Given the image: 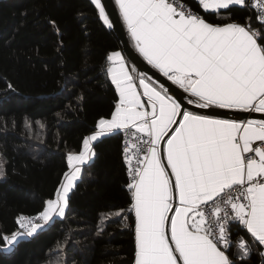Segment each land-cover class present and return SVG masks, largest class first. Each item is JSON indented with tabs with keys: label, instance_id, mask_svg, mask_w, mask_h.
I'll use <instances>...</instances> for the list:
<instances>
[{
	"label": "snow or ice",
	"instance_id": "1",
	"mask_svg": "<svg viewBox=\"0 0 264 264\" xmlns=\"http://www.w3.org/2000/svg\"><path fill=\"white\" fill-rule=\"evenodd\" d=\"M92 2L111 29L108 0ZM245 3L199 0L203 10L227 21L210 23L177 0H115L135 49L182 92L170 93L147 73L134 74L119 51L108 55L118 103L83 140V151L67 156L69 171L36 219L65 215L79 165L95 155L91 142L123 131L136 149L127 184L134 264H236L254 249L264 260V118L243 115L264 113V36L219 15ZM248 6L264 27V0H248ZM126 161L131 165L132 158ZM230 225L252 238L250 245L241 237L239 252L231 255ZM19 227L23 231L0 235V241L14 246L41 225L21 216Z\"/></svg>",
	"mask_w": 264,
	"mask_h": 264
},
{
	"label": "trees",
	"instance_id": "2",
	"mask_svg": "<svg viewBox=\"0 0 264 264\" xmlns=\"http://www.w3.org/2000/svg\"><path fill=\"white\" fill-rule=\"evenodd\" d=\"M181 1L209 22H227L199 0ZM219 15L263 30L247 4ZM118 49L119 36L92 0H0V235L21 231V215L42 211L69 171L67 156L81 152L99 120L110 118L119 93L106 72L107 56ZM92 149L65 215H54L14 246L0 241V264H134L121 132L99 137ZM229 231L230 255L239 237L252 244L245 231L234 225ZM236 264L264 260L254 249Z\"/></svg>",
	"mask_w": 264,
	"mask_h": 264
},
{
	"label": "water",
	"instance_id": "3",
	"mask_svg": "<svg viewBox=\"0 0 264 264\" xmlns=\"http://www.w3.org/2000/svg\"><path fill=\"white\" fill-rule=\"evenodd\" d=\"M104 2V0H102ZM106 12L109 14V18L113 24V29L119 36L122 44V50L125 52L127 57L134 63L137 69L143 73H147L153 79H155L159 83H163L165 87L169 88L170 93H175L179 96L182 90L178 89L177 86L172 85L170 81H167L162 74H160L156 69L152 68L151 65L147 64V61L143 59V57L139 54V52L134 48L131 44L129 37L127 35V31L124 27V24L121 20L117 5L115 4V0H108L106 5ZM187 96V94H184ZM186 103V101H185ZM194 111H207L196 109L194 106H189ZM218 112H226L228 114H232L231 110H217ZM248 116L250 119H261L264 118V113H254L251 115L243 114Z\"/></svg>",
	"mask_w": 264,
	"mask_h": 264
},
{
	"label": "built area",
	"instance_id": "4",
	"mask_svg": "<svg viewBox=\"0 0 264 264\" xmlns=\"http://www.w3.org/2000/svg\"><path fill=\"white\" fill-rule=\"evenodd\" d=\"M177 3H178V4H182V5L185 7V9H190L193 13L200 15V13H199L198 11H196V10H195V9L189 4V3L184 2V1H181V0H177ZM246 3H247V5H248V0H246ZM250 8H251V9L254 11V13L256 14L257 9H254V8H252V7H250ZM200 16H201V15H200ZM260 26H261V25H260ZM261 28H262L263 30H260V29H258V28H254V29H258V30H260V34H261V36H264V27L261 26ZM258 42H259V39H258ZM121 137H122V152H123V158H124V160H125L126 167H127V172H128V175H129L130 168H131V167H135V165H136V158H135V155H134V153L136 152V149L133 147L134 138H132V137L126 135L125 133H123V131H121ZM258 143H259V142H257V144H258ZM126 147L129 149V151H128L127 153L124 152V149H125ZM141 155H142V153H141ZM126 156H130V157L132 158V163H131V165H129V164L127 163V161H126ZM129 178L131 179L130 175H129ZM38 213H39V212L34 213V214H23V215H21V216L28 217V218H32L34 223L41 224L42 226L45 225V224H47L49 221H47V222H43V221H41V220H39V219H36ZM21 216H20V217H21ZM20 217H19V218H20ZM52 217H53V216H52ZM52 217H51V218H52ZM51 218H50V219H51ZM50 219H49V220H50ZM18 222H19V219H18ZM229 227H230V226H229ZM21 231H23V229H21ZM229 238H230V240H231V242H232V244H233V237H232V234L230 233V231H229ZM240 238H241V237H239V238L237 239V243H238V241H239ZM244 240H245V239H244ZM245 241H246V240H245ZM236 252H239V249H238L237 247H236Z\"/></svg>",
	"mask_w": 264,
	"mask_h": 264
},
{
	"label": "crops",
	"instance_id": "5",
	"mask_svg": "<svg viewBox=\"0 0 264 264\" xmlns=\"http://www.w3.org/2000/svg\"><path fill=\"white\" fill-rule=\"evenodd\" d=\"M245 4H247V3H245ZM117 8H118V6H117ZM118 11H119V8H118ZM120 14V13H119ZM121 17V16H120ZM110 19V18H109ZM121 20H122V22H123V24H124V21H123V19H122V17H121ZM209 22V21H208ZM210 23H212V22H210ZM236 23H239V22H236ZM239 24H241V25H249V23H246V24H243V23H239ZM124 27H125V29H126V31H127V35H128V37H129V40H130V42H131V44L134 46V42L132 41V39H131V37H130V35H129V33H128V30H127V27H126V25L124 24ZM134 48H135V46H134ZM114 51H119L120 53H121V55L125 58V62H126V64L129 66V69L131 70V68H135V70H136V72L134 73V74H136V73H143V72H141V71H139V70H137L136 68L137 67H135L134 66V63L127 57V55L125 54V52L122 50V49H118V50H114ZM114 51H112V52H114ZM111 52V53H112ZM110 53V54H111ZM148 75V74H147ZM149 76V75H148ZM151 77V76H150ZM152 78V77H151ZM152 80H154V81H156L155 79H153L152 78ZM159 83V82H158ZM107 119H109V118H107ZM98 130V129H97ZM96 131V130H95ZM94 133V132H93ZM92 133V134H93ZM92 134H90V135H92ZM89 135V136H90ZM88 137V136H87ZM99 138V137H98ZM95 142V141H94ZM94 142H91V147H92V145H93V143ZM81 151H83V150H81ZM92 151H93V149H92ZM94 152V151H93ZM80 153V152H79ZM76 154H78V153H76ZM93 158V156H91V158L90 159H88V160H86L85 162H83L82 164H80L79 165V167L82 169V167H83V165L85 164V163H87V162H89L91 159ZM80 174V173H79ZM79 177V176H78ZM78 180V179H77ZM76 180V181H77ZM76 181H75V183H76ZM75 185V184H74ZM70 193V192H69ZM54 215H56V214H53V216ZM41 225V224H40ZM42 226V225H41ZM236 253H238V252H236Z\"/></svg>",
	"mask_w": 264,
	"mask_h": 264
},
{
	"label": "rangeland",
	"instance_id": "6",
	"mask_svg": "<svg viewBox=\"0 0 264 264\" xmlns=\"http://www.w3.org/2000/svg\"><path fill=\"white\" fill-rule=\"evenodd\" d=\"M82 150H83V149H82ZM0 172H2V173H3V160H2V161H0ZM1 176H3V174H2V175H0V177H1ZM9 248H10V247H6V248H5V250H9Z\"/></svg>",
	"mask_w": 264,
	"mask_h": 264
}]
</instances>
